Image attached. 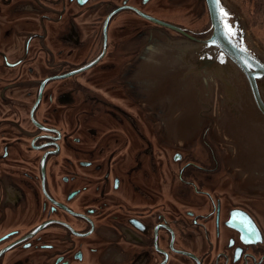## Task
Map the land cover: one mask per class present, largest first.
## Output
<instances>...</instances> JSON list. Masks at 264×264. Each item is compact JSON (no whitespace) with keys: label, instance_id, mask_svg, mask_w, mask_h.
Here are the masks:
<instances>
[{"label":"flooded vegetation","instance_id":"obj_1","mask_svg":"<svg viewBox=\"0 0 264 264\" xmlns=\"http://www.w3.org/2000/svg\"><path fill=\"white\" fill-rule=\"evenodd\" d=\"M209 28L206 0H0V264H264L260 182L140 104L155 35Z\"/></svg>","mask_w":264,"mask_h":264},{"label":"water","instance_id":"obj_2","mask_svg":"<svg viewBox=\"0 0 264 264\" xmlns=\"http://www.w3.org/2000/svg\"><path fill=\"white\" fill-rule=\"evenodd\" d=\"M206 2L210 18L209 33L196 44L173 42L155 35L157 41H162L171 49L149 54V61L153 57V61L163 67L149 71L154 75L153 81L159 82V87L156 88L157 93L146 94L148 99L140 104L156 127L169 129V133L181 143H189V136L194 131L196 134L204 128H212L214 140L224 153L223 160L230 175L234 178L246 176L243 170H248L260 182L258 186L261 192H264L261 186L264 178L258 175V171L262 173L261 168L264 173V161L260 159L261 156L256 159L254 154L244 155L238 144L227 141L228 129L223 127L226 123L223 113L231 111L230 108L225 111V108L231 103L230 100H236L243 105V112L258 119L264 128V51L253 40L244 16L230 0H220L219 5H215L213 0ZM220 7L228 13L226 18L218 15ZM225 24L232 26L235 35L226 31ZM152 39L150 36V48ZM170 65L174 67L171 68V73L182 76L180 95H177L181 98L187 94L191 98L190 102L176 101L178 114L171 113L172 103L166 98L170 93L163 95L164 87L159 90L162 79L155 74L157 70L169 69ZM235 83L239 84L243 93L230 94L229 86ZM221 88H224V93L220 91ZM200 96L203 98L198 103ZM211 113L217 116V122L208 116ZM244 182L245 190L252 191L247 187V182Z\"/></svg>","mask_w":264,"mask_h":264},{"label":"rangeland","instance_id":"obj_3","mask_svg":"<svg viewBox=\"0 0 264 264\" xmlns=\"http://www.w3.org/2000/svg\"><path fill=\"white\" fill-rule=\"evenodd\" d=\"M230 2L234 6H236L240 13L244 16L253 40L264 51V25H260V22L256 23V11L254 8L253 0H230ZM168 68L169 69H160V71L157 70V73L155 74L162 79L161 84L164 85L163 95L170 93V96L168 98L171 99L172 103L171 113L178 114L179 111L178 105L175 104L176 101L189 100L188 102H190L191 98L188 97L187 94H184L181 98L178 96L180 95L179 91L182 87V76L171 73L173 72L171 68L174 69L172 65H170ZM175 68L177 69V66H175ZM168 81H171V83H169ZM220 91L224 93V88H221ZM229 91L231 92L230 94L234 95L243 93L242 89H239L238 83L233 84V86L230 85ZM202 98V96L199 97L198 103L202 100ZM213 98L215 99V96H213ZM230 101L231 103L225 108V111H227L229 108L231 109V111H229L228 113H223V120L226 121L223 127L228 129L227 132L229 139H227V141L229 143L231 142L233 144H238L243 150L244 155L254 154L256 159H259L258 156H261L260 159L264 161V128H262V124L255 117L247 115L245 112H243L244 107L238 101ZM208 116L212 119H215L217 122V116L214 113H211ZM198 123L199 120L196 122V125H198ZM246 150L248 152H246ZM243 172L246 174V176L240 175V177H243L245 179L244 181L247 182V187L250 188L254 183L252 182V184L249 182L256 177H254V175H252V173L248 170H243ZM261 172L262 173L260 174V172L258 171V175H260V177H262L263 179L264 173L262 171V168ZM261 186L262 191H264V180L262 181Z\"/></svg>","mask_w":264,"mask_h":264},{"label":"trees","instance_id":"obj_4","mask_svg":"<svg viewBox=\"0 0 264 264\" xmlns=\"http://www.w3.org/2000/svg\"><path fill=\"white\" fill-rule=\"evenodd\" d=\"M256 11V23L264 25V0H253Z\"/></svg>","mask_w":264,"mask_h":264},{"label":"snow or ice","instance_id":"obj_5","mask_svg":"<svg viewBox=\"0 0 264 264\" xmlns=\"http://www.w3.org/2000/svg\"><path fill=\"white\" fill-rule=\"evenodd\" d=\"M213 2H214L215 5H219L220 4V0H213ZM218 15H222V16H224L226 18L228 13L223 9V7H220ZM225 29L230 35H235V33L232 31V26L231 25L225 24ZM249 231L251 233V229H249Z\"/></svg>","mask_w":264,"mask_h":264}]
</instances>
